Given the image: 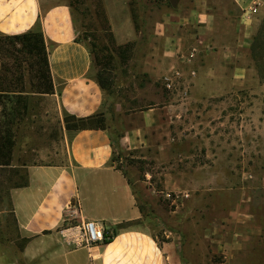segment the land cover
<instances>
[{"label":"crops","instance_id":"crops-1","mask_svg":"<svg viewBox=\"0 0 264 264\" xmlns=\"http://www.w3.org/2000/svg\"><path fill=\"white\" fill-rule=\"evenodd\" d=\"M231 1L226 10L216 12L208 0H201L191 14L181 12L158 23L141 68L153 80L177 83L155 90L152 103L141 107H129L131 101L110 102L107 90L90 75L92 58L85 44L77 41L69 5L54 4L45 10L39 27L52 47L49 61L54 92L38 94L57 99L63 131L55 142L57 148L48 151L49 159L14 165L27 168L28 178L25 186L14 187L9 196L14 231L1 229L9 210L0 211V264H168L166 246L140 222L144 212L134 185L146 191L156 188L149 169L140 176L139 164L160 166L159 193L175 190L171 162L179 155L175 142L184 136L185 142L201 143L204 127L211 123L207 117L222 107L224 96L248 89L245 84L254 72L243 58L252 56L264 0ZM13 4L3 2L2 8L8 9L0 21V33L36 28L40 7L32 3L29 9L33 12L19 18L15 10L9 11ZM184 79L190 84L180 85ZM23 94L27 99L28 92ZM99 112L105 113L106 129L68 130L63 125L65 114ZM116 142L126 154L119 156L125 168L117 165ZM210 152L194 148L184 157L201 175L207 163L195 159ZM196 180L194 189L207 188L206 177ZM251 216L249 203L239 202L216 222L213 252L237 258L249 253L246 247L258 230ZM85 220L103 224L113 239L93 246L68 244V227Z\"/></svg>","mask_w":264,"mask_h":264},{"label":"rangeland","instance_id":"rangeland-1","mask_svg":"<svg viewBox=\"0 0 264 264\" xmlns=\"http://www.w3.org/2000/svg\"><path fill=\"white\" fill-rule=\"evenodd\" d=\"M4 1L0 0V21L8 9L2 8ZM10 1L14 4L9 6V11L15 10L19 18L33 12L29 8L22 14L19 12L20 7L25 9L26 0ZM200 1L178 0L173 6L169 0H31L33 6L37 4L42 11L34 27L41 26L46 9L54 4L69 5L78 31L77 41L85 44L92 58L90 75L96 80L99 74L106 79L110 86L107 90L110 102L131 101L129 107L152 103L157 96L153 94L155 90L169 89L166 79L153 80L143 71V56L150 50L152 35L159 22L181 12L191 14ZM208 1L216 12H223L232 4L231 0ZM133 11L137 14L136 19ZM262 13L257 34L262 31L260 40L263 45L258 46L255 55L243 58L244 63L253 69L251 73L254 72L245 84L248 89L224 96L222 107L207 117L211 123L204 127L205 136L201 143L185 142L184 136L175 142L179 154L177 160L171 161L175 166V190L159 193L163 176L160 166L139 164L140 176H144L145 169H149L156 188L146 191L140 185H134L144 212L140 222L153 230L159 243L166 246L170 254L168 264H221L226 261L227 264H264V79L257 66L259 62L264 72V11ZM10 30L17 31L14 28ZM47 44L51 51V45ZM27 60L24 54L15 50L5 55L9 68L7 76L14 80L12 88H21L22 79L15 78L23 73L28 98L27 102L20 104L15 101L0 103V121H8L13 134L8 141L12 148V166L0 168L1 210L4 207L11 210V190L27 177V168L14 165L49 159L48 151L57 148L55 142L63 129L57 99L38 94L43 84L36 72L28 70ZM187 84H190L187 79L180 83ZM10 118L12 121L9 122ZM194 148L212 152L209 156L195 159L207 163L201 175L196 172L199 169L188 166L184 157ZM125 155L123 152L116 154L119 167H126L125 161L119 160V156ZM197 176L206 177L207 188H193L198 185ZM188 192L190 195L184 196ZM239 202L249 203L253 214L251 223L254 229H258L246 247L249 253L237 258L213 252L211 238L215 223L220 222ZM14 228V220L9 213L1 229L12 232Z\"/></svg>","mask_w":264,"mask_h":264},{"label":"trees","instance_id":"trees-1","mask_svg":"<svg viewBox=\"0 0 264 264\" xmlns=\"http://www.w3.org/2000/svg\"><path fill=\"white\" fill-rule=\"evenodd\" d=\"M72 6V3H70ZM133 17L136 19L137 14L133 11ZM136 22V20H135ZM262 32V31H261ZM255 36L252 45V54L255 55L258 51V46L262 47L260 40V33ZM13 50L24 54L28 60V70L31 72H36L37 76L43 84V88L39 90V93H52L54 92V84L52 80L51 67L49 61L50 51L48 48L47 41L45 39L44 32L41 27H36L21 33H0V103L6 104L8 101H15L17 104L26 101V95L23 92H27L25 84L23 83L24 74L21 73L15 80L22 79L21 88H12V81L7 75L9 68L5 61V55L8 52H13ZM98 56H96V61ZM259 74L264 79V72L261 64L257 63ZM97 81L99 85L108 90L110 88L106 79L100 74L97 76ZM16 99V100H15ZM9 122L12 119H8ZM64 127L68 130L71 129H106V117L104 112L94 113L88 116H77L76 114H65L63 116ZM3 129V130H2ZM13 134L11 127L8 125V121H0V168L5 169L10 165L12 160V148L8 145V141L12 138ZM119 154L122 153L119 144L116 142ZM18 172V170H15ZM126 174V172H125ZM27 177L24 181L15 187H22L27 184ZM3 197L0 194V202ZM142 208V206H141ZM143 209V208H142ZM1 210V209H0ZM9 213H12L10 210ZM111 239H107L106 242Z\"/></svg>","mask_w":264,"mask_h":264},{"label":"built area","instance_id":"built-area-1","mask_svg":"<svg viewBox=\"0 0 264 264\" xmlns=\"http://www.w3.org/2000/svg\"><path fill=\"white\" fill-rule=\"evenodd\" d=\"M193 73V72H192ZM194 74V73H193ZM167 86L171 87L173 81L169 79ZM170 197V194H167ZM184 196H188L185 194ZM70 237L66 240L68 244L74 247L82 245L93 246L106 242L107 239H113L114 235L97 220H85L81 223H75L68 227Z\"/></svg>","mask_w":264,"mask_h":264},{"label":"bare ground","instance_id":"bare-ground-1","mask_svg":"<svg viewBox=\"0 0 264 264\" xmlns=\"http://www.w3.org/2000/svg\"><path fill=\"white\" fill-rule=\"evenodd\" d=\"M32 3L31 0H26L25 9L23 7H20L19 12L22 14L26 11L29 6L31 7Z\"/></svg>","mask_w":264,"mask_h":264},{"label":"water","instance_id":"water-1","mask_svg":"<svg viewBox=\"0 0 264 264\" xmlns=\"http://www.w3.org/2000/svg\"><path fill=\"white\" fill-rule=\"evenodd\" d=\"M173 6L177 5L178 0H169Z\"/></svg>","mask_w":264,"mask_h":264}]
</instances>
